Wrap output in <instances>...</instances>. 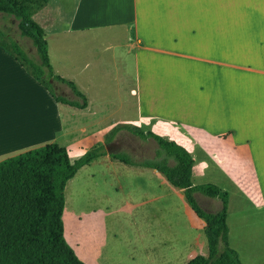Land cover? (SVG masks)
Returning a JSON list of instances; mask_svg holds the SVG:
<instances>
[{
  "label": "crops",
  "instance_id": "obj_1",
  "mask_svg": "<svg viewBox=\"0 0 264 264\" xmlns=\"http://www.w3.org/2000/svg\"><path fill=\"white\" fill-rule=\"evenodd\" d=\"M36 23L54 70L89 106L57 103L0 42V162L53 143L67 151L104 145V156L75 175L90 169L85 190L103 193L84 210L83 263H123L118 219L126 216L138 242L142 231L150 235L137 258L128 255L132 264H188L208 255L205 223L183 191L139 165L155 160L157 150L149 157V147L138 148L140 160L129 153L138 137L126 127L164 126L192 156V184L213 183L229 194L228 241L240 263L244 248L233 242L230 221L255 255L249 262L264 264V236L247 239L242 227L247 212L264 214V0H48ZM119 153L135 165L111 158ZM132 191L137 201L125 205ZM195 199L207 212L220 210L218 199Z\"/></svg>",
  "mask_w": 264,
  "mask_h": 264
},
{
  "label": "trees",
  "instance_id": "obj_2",
  "mask_svg": "<svg viewBox=\"0 0 264 264\" xmlns=\"http://www.w3.org/2000/svg\"><path fill=\"white\" fill-rule=\"evenodd\" d=\"M47 2L0 0V14L17 21L19 34L30 40L37 62L16 41L10 39L9 47L57 103L86 110L87 96L73 81L56 73L48 57L44 32L33 19ZM3 35L5 32L0 29V36ZM55 84L68 88L71 96L60 93ZM120 129L114 128L105 141H111ZM126 130L140 139H154L158 146L156 159L139 165L158 171L174 188L182 190L192 211L205 223L208 255L197 256L188 264H241L228 241L229 194L213 183L192 184L194 161L178 142L141 128L126 127ZM104 154V145L99 144L72 162L68 151L53 143L0 162V264H84L64 239V190L80 169ZM111 158L133 164L123 156ZM170 160L173 165L169 164ZM196 193L218 199L220 210L210 213L202 209L195 199Z\"/></svg>",
  "mask_w": 264,
  "mask_h": 264
},
{
  "label": "rangeland",
  "instance_id": "obj_3",
  "mask_svg": "<svg viewBox=\"0 0 264 264\" xmlns=\"http://www.w3.org/2000/svg\"><path fill=\"white\" fill-rule=\"evenodd\" d=\"M40 10L38 12H36V14L33 16V19L35 22L38 19V15L40 13ZM0 29L5 32V35L0 36V42L1 43H4V42L10 43L11 40L16 41L17 43H19L20 45H22L26 49V52L29 55H33L34 60L37 62V58L34 54V49L31 45L30 40L20 36L19 31L17 29V21L14 18L5 17L3 14H0ZM55 86L59 88L58 91L61 93V90H60L61 86H58L56 84H55ZM64 89H68V88L64 87ZM141 129H143V131H153L157 134H160L166 140L176 139V136H174L173 133L171 131L167 130V128L164 126L163 127L152 126L147 130H145L144 128H141ZM132 139H134L135 144H136L135 145L136 148L131 146L132 151L129 152L133 159L140 160L142 158L140 155H138V151H137V149L140 147H146V146L149 147V149H148L149 150V155H148L149 157L153 156L154 149L158 150L157 143L152 138H146V139L132 138ZM109 142H107V143H109ZM88 150L81 151L79 149H73V148L70 149V151H68L70 160L72 162L76 161L78 158H80ZM109 150H110V152L116 151V149L113 147H111ZM104 151L106 152L105 148H104ZM134 151H136L137 153H135ZM118 155L129 159L130 162L133 163V164H128V165H135V163L132 162V160L130 159V157L127 153H119ZM169 164L173 165L174 162L172 160H170ZM90 172H92L90 169L82 170L73 180H71L69 183L66 184V187L64 190V198H65V208H64V213H63L64 239H65L66 243L69 245V247L71 249H73L75 252H77L78 258H80V260L82 262H84V244H85V217L83 215L84 210H85L86 205L90 204V202H89L90 197L94 196V199H98L103 194L102 191H100V190H98L97 192H94V193L92 191L89 192V191L85 190V188L87 186H89V185L86 186V183L88 182V180H91V179H88ZM194 180H195V182H197L196 179H194ZM101 189H102V185H101ZM230 193L232 194L233 200H235L237 198V196L235 195V192L233 190H230ZM125 199H126L125 205H128L129 202L130 203L136 202L137 201V194L132 191V192H130V194H126L124 196V200ZM115 201L120 202L121 196H119V198H117ZM77 213L82 214L80 216V219L82 220L81 223L78 221V216H76ZM247 214H250V220H246V222L242 224L243 230L245 229L247 234H249V236H246L247 239H254V238H257L259 236H264V214L258 213V215H256V216L259 219H257V217H255L254 211L247 212L246 215ZM132 218L134 220V224L136 225L138 222L137 213H134ZM139 225L140 226H143V225L147 226V223L146 224L139 223ZM230 225L232 227L233 242L234 243H240L244 248V250L242 251V255H241L242 264H251L249 262V260L254 258L255 255H251L249 253V249H246L247 248L246 245H248V242H245V240H244L245 236H243V233H241V232L239 233V235L237 234L235 236L237 227L233 223V221H230ZM130 226H131V223H130L129 217H127V216L125 218L120 217L118 219V235H119L120 239H122L124 241V244L122 247V254H123L122 255L123 256V263L122 264H132V262L130 260H128V255L131 252H134L135 255L134 254L133 255L136 256L135 258H137L138 249L140 248V246L144 245V244L147 246V244L150 240L149 232L146 229V231H144V232L142 231V233H141L142 237L140 238V241L138 242L136 235L134 234V231ZM245 226H247V227H245ZM201 254H202V257L207 256V252L201 253ZM251 256H253V257H251ZM249 258H251V259H249ZM141 259H140V261H141ZM119 261L121 262V259ZM141 264H143V263H141Z\"/></svg>",
  "mask_w": 264,
  "mask_h": 264
}]
</instances>
